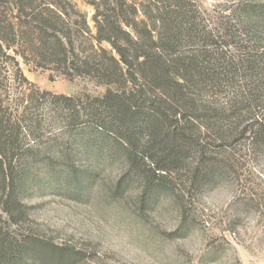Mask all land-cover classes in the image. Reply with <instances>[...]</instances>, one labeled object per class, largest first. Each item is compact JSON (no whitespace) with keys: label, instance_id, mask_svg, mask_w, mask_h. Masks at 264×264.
Instances as JSON below:
<instances>
[{"label":"trees","instance_id":"obj_1","mask_svg":"<svg viewBox=\"0 0 264 264\" xmlns=\"http://www.w3.org/2000/svg\"><path fill=\"white\" fill-rule=\"evenodd\" d=\"M86 1L93 27L72 0H0V254L18 262L33 252L13 229L30 186L82 185L98 167L114 197L136 183L140 209L167 197L186 221L241 144L264 155V1ZM21 62L106 90L42 89Z\"/></svg>","mask_w":264,"mask_h":264},{"label":"rangeland","instance_id":"obj_2","mask_svg":"<svg viewBox=\"0 0 264 264\" xmlns=\"http://www.w3.org/2000/svg\"><path fill=\"white\" fill-rule=\"evenodd\" d=\"M72 1L93 27L92 6ZM235 1L200 0L209 11H225ZM21 66L31 81L56 93L106 90L88 78ZM238 159L237 171L192 198L186 221L167 197L140 209L136 183L114 197L115 175L98 167L82 185L61 179L30 186L27 216L13 229L33 252L20 262L0 254V264H53L60 252L67 264H264V155H250L243 143ZM78 163L88 166L86 159ZM48 245L59 250L45 251Z\"/></svg>","mask_w":264,"mask_h":264}]
</instances>
